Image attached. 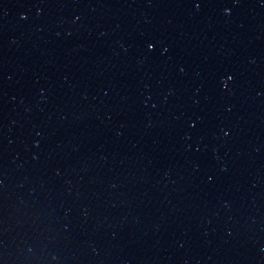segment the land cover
Instances as JSON below:
<instances>
[{
    "label": "water",
    "instance_id": "obj_1",
    "mask_svg": "<svg viewBox=\"0 0 264 264\" xmlns=\"http://www.w3.org/2000/svg\"><path fill=\"white\" fill-rule=\"evenodd\" d=\"M0 264H264V0H0Z\"/></svg>",
    "mask_w": 264,
    "mask_h": 264
}]
</instances>
